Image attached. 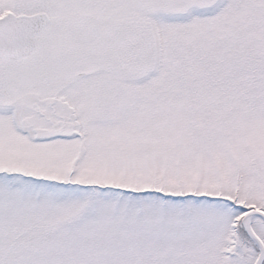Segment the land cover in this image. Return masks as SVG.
Masks as SVG:
<instances>
[{
	"label": "snow or ice",
	"instance_id": "6c2138e0",
	"mask_svg": "<svg viewBox=\"0 0 264 264\" xmlns=\"http://www.w3.org/2000/svg\"><path fill=\"white\" fill-rule=\"evenodd\" d=\"M0 264H264V0H0Z\"/></svg>",
	"mask_w": 264,
	"mask_h": 264
}]
</instances>
